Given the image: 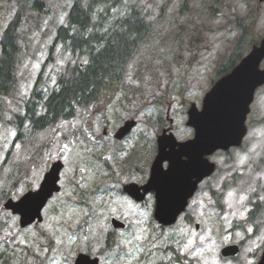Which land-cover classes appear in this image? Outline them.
<instances>
[{
	"label": "rangeland",
	"instance_id": "1",
	"mask_svg": "<svg viewBox=\"0 0 264 264\" xmlns=\"http://www.w3.org/2000/svg\"><path fill=\"white\" fill-rule=\"evenodd\" d=\"M34 1L0 0V41L21 13L15 80L0 96V264H73L78 253L97 256L100 264H256L264 244V86L255 94L242 145L211 158L217 170L173 226L153 220V198L135 204L121 189L140 181L153 160L151 137L162 128L178 140L192 137L185 126L190 103L201 107L245 27L252 25L248 41L264 36V3L138 0L151 32L111 103L78 108L73 118L29 134L25 113L35 87L45 98L75 62L60 44L49 56L74 0H37L42 11ZM131 118L136 127L117 142L114 133ZM55 160L64 164L60 192L42 210L41 223L21 229L2 205L37 189ZM111 217L126 229H113ZM109 233L115 243L107 249ZM232 243L240 253L222 259L221 248Z\"/></svg>",
	"mask_w": 264,
	"mask_h": 264
},
{
	"label": "trees",
	"instance_id": "2",
	"mask_svg": "<svg viewBox=\"0 0 264 264\" xmlns=\"http://www.w3.org/2000/svg\"><path fill=\"white\" fill-rule=\"evenodd\" d=\"M138 0H74L65 22L56 30L49 56L61 45L75 58L74 65L58 75L55 88L41 98L36 87L28 101L25 118L28 132L38 133L61 120L75 116L78 108L102 104L107 107L120 90L127 65L139 47L146 42L151 24L141 15ZM32 7L45 6L35 0ZM21 13L17 12L3 31L0 48V96L11 91L18 52L17 31ZM250 28L244 30L249 34ZM241 36L235 52L218 72L222 76L242 58L245 45ZM41 105V113L37 108ZM129 157L128 164L133 165Z\"/></svg>",
	"mask_w": 264,
	"mask_h": 264
},
{
	"label": "water",
	"instance_id": "3",
	"mask_svg": "<svg viewBox=\"0 0 264 264\" xmlns=\"http://www.w3.org/2000/svg\"><path fill=\"white\" fill-rule=\"evenodd\" d=\"M263 58L264 39L260 46L253 48L231 73L216 82L205 95L200 112L194 104L190 106L187 124L195 130L192 140L176 144L172 136L158 138V155L151 168L150 180L143 189L145 192L155 191V217L160 222L164 224L174 222L188 197L195 190L197 182L211 174L214 165L205 156L217 149L227 150L231 146L240 145L246 133L244 123L254 92L257 87L264 84V70L259 69V63ZM133 126V121L125 122L115 137L122 138ZM166 147L170 150L165 151ZM183 157L186 160H183ZM164 160L169 163L167 170L161 166ZM61 168L60 161L52 163L36 191L25 193L17 201L8 199L4 203L6 210L19 215V224L22 228L35 221H41L43 206L48 198L59 190L56 183ZM163 172H167L168 175L161 176L160 173ZM125 190L137 199L143 197L142 194L139 195L135 185L126 186ZM38 191L42 192L41 197L37 200L31 199ZM112 224L114 227H123V224L115 219H112ZM236 249L235 246L228 247L223 250V254H235ZM75 264H98V259L79 254ZM259 264H264V252Z\"/></svg>",
	"mask_w": 264,
	"mask_h": 264
},
{
	"label": "snow or ice",
	"instance_id": "4",
	"mask_svg": "<svg viewBox=\"0 0 264 264\" xmlns=\"http://www.w3.org/2000/svg\"><path fill=\"white\" fill-rule=\"evenodd\" d=\"M160 175L161 176H167L168 175V173L167 172H163V173H160ZM41 195H42V192H37L36 193V195L34 196V197H32L31 199H33V200H37V199H39L40 197H41ZM22 203H23V201H22Z\"/></svg>",
	"mask_w": 264,
	"mask_h": 264
}]
</instances>
